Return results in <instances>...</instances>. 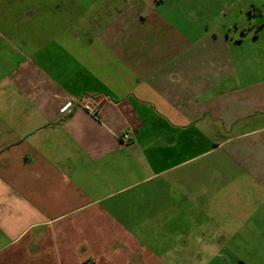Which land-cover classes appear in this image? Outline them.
Here are the masks:
<instances>
[{
	"label": "crops",
	"instance_id": "obj_1",
	"mask_svg": "<svg viewBox=\"0 0 264 264\" xmlns=\"http://www.w3.org/2000/svg\"><path fill=\"white\" fill-rule=\"evenodd\" d=\"M238 217H264V0H0V264H264Z\"/></svg>",
	"mask_w": 264,
	"mask_h": 264
},
{
	"label": "built area",
	"instance_id": "obj_2",
	"mask_svg": "<svg viewBox=\"0 0 264 264\" xmlns=\"http://www.w3.org/2000/svg\"><path fill=\"white\" fill-rule=\"evenodd\" d=\"M80 106L90 113L95 114L99 109V99L86 94L80 95L78 97L70 98L66 105L63 107L62 112L64 114H70L74 107ZM123 138L129 139L128 133H123Z\"/></svg>",
	"mask_w": 264,
	"mask_h": 264
},
{
	"label": "rangeland",
	"instance_id": "obj_3",
	"mask_svg": "<svg viewBox=\"0 0 264 264\" xmlns=\"http://www.w3.org/2000/svg\"><path fill=\"white\" fill-rule=\"evenodd\" d=\"M239 223L243 224L244 233H249V231H251L252 226L254 225L258 226L257 230L259 229V231H262V232L264 231V217H238V224ZM260 235L261 237H263L264 234L261 233ZM254 239L252 238L251 241L253 242ZM246 245L247 247L243 249L244 253H252L253 244H251V246L249 247H248V244ZM260 250H262V253H259V255L258 254L253 255L254 257H256L258 261H262L264 259V247L261 248ZM244 256L246 255L244 254Z\"/></svg>",
	"mask_w": 264,
	"mask_h": 264
}]
</instances>
